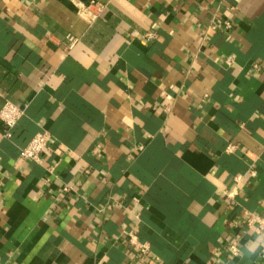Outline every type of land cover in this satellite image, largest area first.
<instances>
[{"label": "crops", "instance_id": "0c3cea01", "mask_svg": "<svg viewBox=\"0 0 264 264\" xmlns=\"http://www.w3.org/2000/svg\"><path fill=\"white\" fill-rule=\"evenodd\" d=\"M6 102L0 264H264V0H0Z\"/></svg>", "mask_w": 264, "mask_h": 264}, {"label": "built area", "instance_id": "2783aa9c", "mask_svg": "<svg viewBox=\"0 0 264 264\" xmlns=\"http://www.w3.org/2000/svg\"><path fill=\"white\" fill-rule=\"evenodd\" d=\"M105 9V5L93 1L89 5L82 6L80 12L81 15L87 17L89 20L97 18ZM227 27H230V23L228 22ZM23 115V110L11 103L6 102L3 108L0 111V117L5 124V136L10 137L12 135V129L15 127L19 119ZM50 141V134L47 131H42L36 134L32 140L23 148L22 155L25 159L33 161V162H40L42 155L45 149L49 146ZM264 228V222L262 224ZM147 246H143V251H147ZM238 249L234 246L233 252L238 254Z\"/></svg>", "mask_w": 264, "mask_h": 264}]
</instances>
